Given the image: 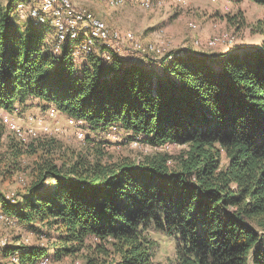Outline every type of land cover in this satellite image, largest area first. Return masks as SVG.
Listing matches in <instances>:
<instances>
[{
  "label": "trees",
  "instance_id": "trees-1",
  "mask_svg": "<svg viewBox=\"0 0 264 264\" xmlns=\"http://www.w3.org/2000/svg\"><path fill=\"white\" fill-rule=\"evenodd\" d=\"M15 13V0L0 1L1 110L38 98L81 120L84 139L116 126L162 150L103 160L101 147L75 151L55 135L15 133L8 152L35 159L17 198L0 191L6 219L40 223L41 237L55 229V252L88 248L86 264H152L157 234L175 249L158 264H264V18L260 46L218 56L175 49L159 70L113 50L107 60L104 45L79 65L73 42L54 52L50 27L23 28ZM49 250L23 242L0 253L48 264Z\"/></svg>",
  "mask_w": 264,
  "mask_h": 264
},
{
  "label": "rangeland",
  "instance_id": "rangeland-1",
  "mask_svg": "<svg viewBox=\"0 0 264 264\" xmlns=\"http://www.w3.org/2000/svg\"><path fill=\"white\" fill-rule=\"evenodd\" d=\"M0 1L5 4L10 0ZM74 2L93 10L109 27L124 36L126 41L128 33H131L133 37L128 39H131L132 43L136 42L138 47L142 46L139 47L141 50H148L139 54L141 58L134 61H149L152 63L150 66L159 70V61L175 49L217 55L234 49L249 50L262 43L257 22L264 18V5L251 0H150L149 5H144L143 0H74ZM15 21L24 28L31 20L26 14L16 12ZM48 32L47 41L53 45V30ZM84 56L74 54L79 65L84 63V59L80 58ZM125 56L133 59L128 53ZM52 108L38 98L17 103L14 109L9 111L13 117L10 119L16 121L23 136L9 127L7 112L0 109V120L6 125L0 140V191L11 199L17 198L31 180L35 159V156L27 154L15 158L8 152L6 146L15 133L26 140L40 133L55 135L65 147L75 151L101 147L103 160L116 159L121 155L138 159L142 154L162 150L161 147L157 149L142 142L140 138L138 140L131 137L127 131L116 126L107 131H87V138L84 139V131L81 135L77 131L79 128L83 129L82 121L71 123V117L55 107V112L51 113ZM166 149L175 153L181 146L167 145L164 147V150ZM40 226V223L34 226L16 225L9 222L0 211V252L1 248L8 244L16 246L23 242L42 243L50 247L51 262L48 264H86L85 254L88 248H83L75 255L56 253L53 249V246L59 243L56 230L47 228L46 236L41 237ZM157 236L162 241L161 249L152 264L165 262L175 253L172 241L164 236L158 234ZM91 241L92 239H88L87 244ZM18 259V254L7 256L3 252L0 253V264H12ZM40 264H47V260Z\"/></svg>",
  "mask_w": 264,
  "mask_h": 264
},
{
  "label": "bare ground",
  "instance_id": "bare-ground-1",
  "mask_svg": "<svg viewBox=\"0 0 264 264\" xmlns=\"http://www.w3.org/2000/svg\"><path fill=\"white\" fill-rule=\"evenodd\" d=\"M15 1L16 12L26 14L35 25L42 24L51 27V29L53 30L52 40L54 52H59L61 50V47L63 46V43L66 41H71L74 43L73 53L79 54V56L89 55L99 48L98 45H104L107 48L105 53V57L107 60L112 59L110 50H113L120 55H127L128 53L130 54V57H133V59H138L140 57L139 54H143L144 52L148 51H146L145 49L141 50L140 48L142 46H139V48L137 46V43V45H132V49H130V51L120 50L110 44L111 38L117 37L118 31H116L114 28L109 27L108 25H105V31H103V29H98V24H107L106 21L96 15L93 10L78 5L74 2V0H41L46 1V4L39 2V0ZM142 3L144 5H149L150 0H143ZM76 9H81L83 11H77ZM52 10H55L56 13L63 15V17L52 15ZM86 12L94 16V20L97 23L93 22V20L91 19H86ZM119 35L122 36L120 33ZM128 35L129 36H127V41L124 36L123 39L127 43H132V40H129L128 37L132 38L133 36L131 35V33H128ZM124 52L127 53L124 54ZM6 117L8 118L9 116L6 115ZM8 123L11 129L18 131V134L20 136H23L22 131L16 121L10 119L9 117Z\"/></svg>",
  "mask_w": 264,
  "mask_h": 264
},
{
  "label": "built area",
  "instance_id": "built-area-1",
  "mask_svg": "<svg viewBox=\"0 0 264 264\" xmlns=\"http://www.w3.org/2000/svg\"><path fill=\"white\" fill-rule=\"evenodd\" d=\"M63 1H64V0H63ZM39 2H41V3H45V4H46V1H41V0H39ZM76 10H77V11H83V10H81V9H76ZM52 15H58L59 17H63V15L56 13L55 10H52ZM86 19H91V20H93V22H95V20H94V16H92V15L89 14L88 12H86ZM95 23H97V22H95ZM105 25H107V24H98V29H103V31H105ZM110 44H112L113 46H115L116 48H118V49H120V50H126V51H130V49H132V45H137L136 42H134V43H127V42L123 39V36H120V35H119V32H118L117 37H112V38H111V40H110ZM139 51H140V50H139ZM129 60L133 62V61L135 60V58H134V59H129ZM55 110H56V109L53 107V108L51 109V113H54ZM5 111L7 112V114H8L9 117H12L9 111H7V110H5ZM12 118H13V117H12ZM70 122H71V123H79V120H76V119H74V118H71V119H70ZM22 129H23V128H22ZM77 131L80 132V133H83L84 130H83L82 128H79Z\"/></svg>",
  "mask_w": 264,
  "mask_h": 264
},
{
  "label": "water",
  "instance_id": "water-1",
  "mask_svg": "<svg viewBox=\"0 0 264 264\" xmlns=\"http://www.w3.org/2000/svg\"><path fill=\"white\" fill-rule=\"evenodd\" d=\"M180 53H181V52H180ZM166 56H169V57L171 58V55H168V54H167Z\"/></svg>",
  "mask_w": 264,
  "mask_h": 264
}]
</instances>
